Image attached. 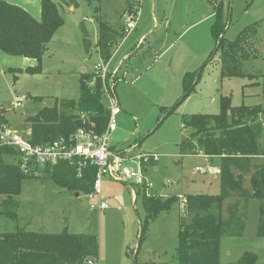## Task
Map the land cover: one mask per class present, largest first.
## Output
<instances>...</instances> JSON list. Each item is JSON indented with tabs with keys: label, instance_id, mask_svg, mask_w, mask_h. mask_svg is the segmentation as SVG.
Instances as JSON below:
<instances>
[{
	"label": "rangeland",
	"instance_id": "rangeland-1",
	"mask_svg": "<svg viewBox=\"0 0 264 264\" xmlns=\"http://www.w3.org/2000/svg\"><path fill=\"white\" fill-rule=\"evenodd\" d=\"M77 1L75 13L62 11L64 25L48 44L41 73L16 74L15 70L25 68V61L32 59L0 51V111L13 130L28 135L27 118L55 107L62 99H77L81 75L94 74L96 64L108 65L106 80L117 84L112 97L122 109L111 145L126 159L140 154L159 155L158 163L144 169L153 186L145 190L103 177L101 193L91 203L88 193L69 191L52 178H26L17 197L18 220L0 216V233L21 228L53 234H91L98 239L99 264H135V257L137 264H178L179 223L185 198L221 191L220 175L208 158L180 155L181 142L190 134L183 129L181 118L184 114H218L223 96L230 97L233 106H264V0H213L226 8V40L233 42L248 26L257 27L253 38L244 45L247 53L255 47L259 54L256 61L243 65L247 74H262L254 80L248 76L222 78L219 63L205 65L215 45L211 35L214 9L206 0H103L99 17L116 31L125 29L128 18H138L135 29L124 31V39L113 48L108 63L95 48L99 30L94 17L96 5ZM39 8L33 5L32 14H38ZM80 22L93 44L89 55L82 43ZM202 68L196 92L167 116L183 96L185 75L199 73ZM23 96L26 99L22 106L13 110L11 102ZM103 103L108 109L112 107V101L104 95ZM260 120L264 147V115ZM127 166L138 167L134 162ZM144 193L179 201L147 222ZM101 202L107 205L106 210L90 208ZM259 219L260 204L254 199L249 204L243 235L222 238L221 264L235 263L246 252L257 254V264H264V238L257 235ZM143 227L145 234L139 247Z\"/></svg>",
	"mask_w": 264,
	"mask_h": 264
},
{
	"label": "trees",
	"instance_id": "trees-1",
	"mask_svg": "<svg viewBox=\"0 0 264 264\" xmlns=\"http://www.w3.org/2000/svg\"><path fill=\"white\" fill-rule=\"evenodd\" d=\"M95 4V15L99 27V38L95 48L103 61L112 59V50L124 39V30L118 32L99 17L103 0H87ZM214 9L211 35L215 42L207 64L219 63L222 78L250 77L257 79L262 74H247L244 62L253 63L259 58L255 47L246 52V43L253 38L255 24L242 30L230 42L225 34L228 27L225 5H216L206 0ZM77 0H41L42 14L34 18L24 8L0 0V51L34 60V65L15 70L17 73L39 74L42 59L48 51V44L55 33L64 25V8H78ZM228 9V7H227ZM130 10L133 7L130 6ZM139 12V8L135 9ZM83 32V46L91 53L93 44L86 27ZM215 58H217L215 60ZM215 60V61H214ZM204 65V66H205ZM202 70L188 73L183 79V96L167 112L174 113L200 84ZM257 84V83H252ZM117 85V84H116ZM116 85L114 88H116ZM109 88L108 79L101 75L83 73L80 78V92L77 99H62L55 107L44 108L27 118L30 132L25 134L35 145H45L59 139H68L79 128H85L97 135L103 134L109 122L110 111L103 103L104 87ZM264 115L262 105L233 106L231 98L221 97L218 114H184L183 129L190 134L180 145V155H199L209 158L220 170L221 191L216 195L198 194L187 196L179 223L178 264H221V240L224 236L243 235L248 219L249 204L257 200L260 204V219L257 235L264 238V147L262 146ZM1 122L9 125L5 117ZM10 126V125H9ZM15 153L10 148L0 147V216L18 220L20 207L17 197L26 178H52L57 185L69 191L90 193L93 190L97 167L88 165L79 171L77 165L60 163L39 170V175L25 173L14 161ZM81 174V176L79 175ZM179 198H157L143 195L146 221L154 219L178 202ZM228 205L225 207V203ZM145 234L143 227L139 247ZM138 254V253H137ZM136 254V256H137ZM99 243L91 234L35 232L17 228L13 232L0 233V264H99ZM258 255L244 253L230 264H257ZM135 264L136 261H135Z\"/></svg>",
	"mask_w": 264,
	"mask_h": 264
},
{
	"label": "built area",
	"instance_id": "built-area-1",
	"mask_svg": "<svg viewBox=\"0 0 264 264\" xmlns=\"http://www.w3.org/2000/svg\"><path fill=\"white\" fill-rule=\"evenodd\" d=\"M138 1V0H136ZM138 18H128L125 23L124 31L130 33L136 28ZM96 73L101 75L105 82L108 74V65L99 63L94 67ZM114 84L110 83L109 88L105 86L103 95L112 101V107L109 109L110 116L106 131L97 135L85 128H79L75 134L68 139H59L55 142L45 145H35L30 139L13 130L9 125L0 120V147L10 148L15 153L14 161L25 173L39 175V170L46 166H56L60 163H71L77 165L79 171L88 165L97 167V175L94 180L93 190L88 193V198L92 201L101 193L103 177H109L112 180L133 183V185L142 186L146 189L153 185L147 180L144 174L146 166L156 164L160 160L157 154H140L132 159H126L119 153H115L111 145V135L118 130L117 116L122 113L121 107L112 97ZM22 99L11 102L13 110L22 106ZM0 116L2 112L0 111ZM131 162L137 163V169L128 167ZM81 176V174H79ZM91 209L104 211L108 207L101 202L99 205L92 204Z\"/></svg>",
	"mask_w": 264,
	"mask_h": 264
},
{
	"label": "crops",
	"instance_id": "crops-1",
	"mask_svg": "<svg viewBox=\"0 0 264 264\" xmlns=\"http://www.w3.org/2000/svg\"><path fill=\"white\" fill-rule=\"evenodd\" d=\"M7 2H10V3H13V4H16V5H18V6H20V7H22V8H24L25 10H27L34 18H36V19H40L41 18V14H42V9H41V0H35L34 1V3H33V0H6ZM125 4V2L123 1V4L122 5H124ZM33 5H35V6H39L40 8H39V10H38V14L36 13V14H32V12H31V9H32V7H33ZM94 5V4H93ZM102 5V4H101ZM122 5H121V2H120V10H121V8H122ZM96 7V6H95ZM95 7H94V12H95ZM76 10H77V8L75 9L74 7H69V8H64V11L66 12V11H68L69 13H71V14H73V13H75L76 12ZM214 16H215V14H214ZM95 17V19H96V15L94 16ZM84 19V18H83ZM82 19V20H83ZM97 21V20H96ZM80 23H82V22H80ZM98 23V22H97ZM99 29V28H98ZM98 38H99V30H98ZM98 38H97V40H96V42H95V44L97 43V41H98ZM149 38L147 37V38H145L144 39V41L141 43V44H144L147 40H148ZM120 44H121V42H120ZM119 44V45H120ZM133 54V53H132ZM111 61V60H110ZM25 62H28V66H32V65H34V60H32L31 62L30 61H28V60H26ZM122 114V113H121ZM118 131V130H117ZM116 133V132H115ZM112 149H113V151L114 152H116L115 150H114V147L112 146ZM200 156H203L202 154H199ZM205 157V156H204ZM205 158H207V157H205ZM209 159V158H208ZM211 162H212V160L211 159H209ZM213 163V162H212ZM213 165H214V167H215V170H216V172L219 174L220 173V170H219V167H218V165H217V161H215L214 163H213Z\"/></svg>",
	"mask_w": 264,
	"mask_h": 264
},
{
	"label": "water",
	"instance_id": "water-1",
	"mask_svg": "<svg viewBox=\"0 0 264 264\" xmlns=\"http://www.w3.org/2000/svg\"><path fill=\"white\" fill-rule=\"evenodd\" d=\"M77 196H78V195H77ZM139 244H140V243H139ZM135 261H136V257L134 258V261H133V262L135 263Z\"/></svg>",
	"mask_w": 264,
	"mask_h": 264
}]
</instances>
